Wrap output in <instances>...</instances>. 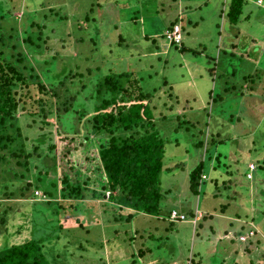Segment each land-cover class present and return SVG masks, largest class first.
<instances>
[{
  "label": "rangeland",
  "instance_id": "obj_1",
  "mask_svg": "<svg viewBox=\"0 0 264 264\" xmlns=\"http://www.w3.org/2000/svg\"><path fill=\"white\" fill-rule=\"evenodd\" d=\"M227 1L6 0L7 14L23 18L27 27L31 20L42 24L29 28L38 43L32 45V55L50 74L58 70L61 77L67 75L79 104L93 105L92 89L108 72H129L152 91L156 126L166 139L160 181L167 193L159 215L135 213L130 221L124 219L128 209L103 206L108 189L102 199L76 201L61 198L58 181L55 201L47 202L51 199L44 191L51 188L42 176L34 190L37 175L32 172L44 159L51 162L46 146L55 142L54 153L61 157L70 150L65 156L82 168L88 147L69 139L72 133L60 138L57 125L40 123L38 116L39 124L27 128L29 139L53 133L44 135L24 170L31 186L21 192V179L12 176L0 183L1 247L25 242L36 230V237L49 234L44 251L57 256L55 264H264V0H248L244 11L249 17L237 25L225 18ZM173 23L181 27L180 46L168 44L164 36ZM37 35L57 37V42H43ZM255 44L257 50L252 49ZM53 54L54 70L43 60ZM238 56L245 62L237 61ZM248 73L254 81L245 80ZM38 96L51 102L48 93ZM229 115L236 117L234 122ZM212 132L216 143H211ZM200 161L207 179L194 193L190 171ZM11 164L18 167L15 160ZM57 202L65 210H57ZM87 208V215L79 211L74 216ZM172 208L186 220L169 222L165 216ZM196 209L203 218L193 222ZM250 230L257 232L239 238Z\"/></svg>",
  "mask_w": 264,
  "mask_h": 264
},
{
  "label": "trees",
  "instance_id": "obj_2",
  "mask_svg": "<svg viewBox=\"0 0 264 264\" xmlns=\"http://www.w3.org/2000/svg\"><path fill=\"white\" fill-rule=\"evenodd\" d=\"M247 2L248 0H228L224 14L226 20L232 25H237L248 19L249 15L244 11V5ZM7 6L6 0H2L0 4V183H7L8 176H12L15 180L21 179L22 184L19 187L21 192L33 184L29 179L25 181L28 171L24 170L31 165L32 155L39 149V143L45 142L44 135L53 133L49 130V132H41L42 136L38 134L29 139L26 134L27 128L39 124L37 117L41 116L40 123L43 120L51 127L57 125L56 133L61 135L60 138L72 133L74 136L69 139L75 140L79 146L83 144L88 147L87 159L82 168L74 159L67 157V154L71 153L70 150L61 157L59 153H54L55 142H49L46 146L51 153L46 152L45 155L47 159H51V162L48 163L44 159L43 166L39 168L37 164V168L32 169V172H36L37 175L34 190L38 189L37 184L42 183V176L50 186L51 189L44 191L51 199L47 202L55 201L56 194L53 192L57 191L59 181L60 186L57 192L61 198L76 201L86 198L102 199L105 190H110V196L108 195L103 206L109 205V207L122 210L130 209L124 218L128 221L133 219L135 213L159 215L161 202L165 200L167 193L160 181L164 170L163 157L166 139L161 136L156 126L158 118L153 113L152 91H147L142 87L140 78L132 79L129 72H108L97 80L92 89V94L96 97L93 105L88 107L84 103L79 104L76 101V95L69 88L67 75L61 77L58 70L50 74V70L43 68L42 60L32 55L34 53L32 45H38V43L34 39L35 34H31L29 28L35 26V29H40L42 24L31 20L30 26L27 27L21 22L23 18L19 19L15 14L14 16L7 14ZM262 10L264 11V8ZM175 24L178 23H173L172 27ZM170 27L165 31L170 30ZM37 38H41L43 42L47 39L53 43L57 42V37L37 35ZM15 39H17L16 43H14ZM182 39L179 45L174 42L168 44L180 46ZM258 48L256 44L252 47L253 50ZM47 50L52 51V48H47ZM251 55H253L252 52ZM56 56L53 54L43 58V60L48 59L53 70L56 65ZM236 58L237 61H244L242 56ZM35 63H38L37 66ZM231 65V74L235 75L237 67L233 61ZM211 73L213 74V71ZM256 75H259L258 71ZM245 80L254 81L255 79L252 74L248 73ZM164 84H167L165 80ZM38 92L48 93L51 102L48 103L39 97ZM240 95L242 96V92ZM90 97L91 94L84 95V98ZM262 99H264L263 95ZM165 118L163 116L161 120ZM235 118L229 115L230 122H234ZM215 120L218 123L217 117ZM25 121L28 125L24 124ZM212 135L214 139L210 138L211 143H216L217 134L212 132ZM224 140L219 139V142ZM218 157L217 154L216 160ZM13 160L18 166L16 169L11 164ZM62 162L67 165L65 168ZM202 167L203 163L200 161L190 171V188L194 193L207 179ZM14 174L17 176L14 177ZM202 174H205L206 178L200 180ZM81 204L82 202L75 203L76 206ZM57 210H65V206L57 202ZM79 211L86 215L91 212L88 208L78 210L74 216L80 213ZM193 214L194 211L192 213L194 218ZM165 217L169 220V216ZM115 218L117 221L123 220L118 216ZM199 219H194L193 222ZM58 228H61V224ZM250 231L252 233L248 236L241 234L239 238L244 235L246 236L244 240H246L257 232ZM35 232L36 230L31 233L33 236L29 240L4 248L1 247L3 236L0 242V264H55L57 256L44 251V243L49 234L36 237L38 234L35 236ZM6 234L9 235L7 232ZM139 253L143 254L141 250Z\"/></svg>",
  "mask_w": 264,
  "mask_h": 264
},
{
  "label": "built area",
  "instance_id": "obj_3",
  "mask_svg": "<svg viewBox=\"0 0 264 264\" xmlns=\"http://www.w3.org/2000/svg\"><path fill=\"white\" fill-rule=\"evenodd\" d=\"M165 39L168 43L174 42L178 45L181 43L182 34H181V27L179 24H175L170 30H166L164 33ZM254 169V165L250 164V171ZM249 175V173H248ZM206 178L205 174L201 175V179L203 180ZM37 193V192H36ZM202 215V213L196 209L195 210V217L194 219H199V217ZM186 219V216L182 213H179L177 210H171L169 213V220L170 221H183ZM251 232V231H250ZM252 233V232H251ZM250 233V234H251ZM246 236L242 235L240 236V239L244 240Z\"/></svg>",
  "mask_w": 264,
  "mask_h": 264
},
{
  "label": "clouds",
  "instance_id": "obj_4",
  "mask_svg": "<svg viewBox=\"0 0 264 264\" xmlns=\"http://www.w3.org/2000/svg\"><path fill=\"white\" fill-rule=\"evenodd\" d=\"M165 33V32H164ZM200 181V180H199ZM172 210H176V209H172ZM171 211V210H170ZM170 211H169V213H170ZM178 211V210H177ZM203 215V214H202ZM168 216H169V214H168ZM194 217H195V213H194ZM193 219V218H192ZM186 220V219H185ZM185 220H183V221H185ZM169 222H174V221H170L169 220Z\"/></svg>",
  "mask_w": 264,
  "mask_h": 264
},
{
  "label": "crops",
  "instance_id": "obj_5",
  "mask_svg": "<svg viewBox=\"0 0 264 264\" xmlns=\"http://www.w3.org/2000/svg\"><path fill=\"white\" fill-rule=\"evenodd\" d=\"M128 210H130V209H128ZM128 210H127V211H128ZM168 213H169V212H168ZM166 218H167V217H166ZM168 221H169V220H168Z\"/></svg>",
  "mask_w": 264,
  "mask_h": 264
}]
</instances>
